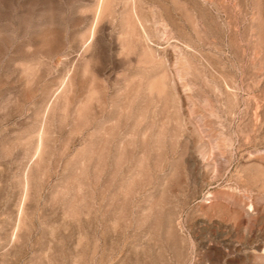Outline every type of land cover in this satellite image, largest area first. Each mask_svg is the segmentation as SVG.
I'll use <instances>...</instances> for the list:
<instances>
[{"label": "rangeland", "instance_id": "374dc122", "mask_svg": "<svg viewBox=\"0 0 264 264\" xmlns=\"http://www.w3.org/2000/svg\"><path fill=\"white\" fill-rule=\"evenodd\" d=\"M0 264H264V0H0Z\"/></svg>", "mask_w": 264, "mask_h": 264}]
</instances>
